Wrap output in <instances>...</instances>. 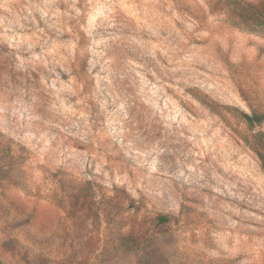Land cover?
I'll use <instances>...</instances> for the list:
<instances>
[{"label": "rangeland", "instance_id": "374dc122", "mask_svg": "<svg viewBox=\"0 0 264 264\" xmlns=\"http://www.w3.org/2000/svg\"><path fill=\"white\" fill-rule=\"evenodd\" d=\"M262 2L0 0V264H264Z\"/></svg>", "mask_w": 264, "mask_h": 264}, {"label": "trees", "instance_id": "16d2710c", "mask_svg": "<svg viewBox=\"0 0 264 264\" xmlns=\"http://www.w3.org/2000/svg\"><path fill=\"white\" fill-rule=\"evenodd\" d=\"M237 10H238L237 14L239 18H241L242 20H249L251 23L255 25H264V2H262L261 4H257V5L248 4V3L243 4L242 6H239ZM199 100L203 102L201 99ZM225 108L232 115H235L238 113V115L242 119V122L247 126V128L254 127V125L259 124L264 119V114L256 113V112L247 113L241 110L240 108H238L237 106L236 107L235 106H225ZM211 110H215V109H211ZM216 112L220 113V111H216ZM252 140H253L254 145L252 144L251 146L254 148L256 154L258 155L261 168L264 172V132H257L253 136ZM159 220L164 222L167 220V217L160 216ZM127 246L131 248V246L129 245Z\"/></svg>", "mask_w": 264, "mask_h": 264}]
</instances>
